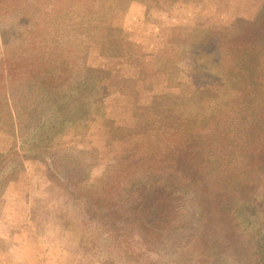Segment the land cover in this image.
<instances>
[{"label": "rangeland", "instance_id": "rangeland-1", "mask_svg": "<svg viewBox=\"0 0 264 264\" xmlns=\"http://www.w3.org/2000/svg\"><path fill=\"white\" fill-rule=\"evenodd\" d=\"M262 13L264 0H0V264H227L229 250L218 233L229 225L222 228L215 210L214 169L185 167L187 174L174 175L177 182L163 169L162 193L170 194L178 180L190 183L192 175L205 199L193 189L160 199L174 207L175 217L166 230L146 236L119 235L120 224L117 233L105 231L84 210V187L96 185L98 193L107 187L114 159L106 154L129 158L136 148L146 156L157 139L166 140L168 127L158 122L164 107L201 93L207 78L225 77L212 70V61L227 60L226 47L218 50L216 42ZM87 77L93 84L84 96L79 88ZM71 89L79 93L71 103L77 121L55 131L50 123L51 134L35 139L46 114L39 108L41 92L53 98L50 93ZM211 91L225 92L220 86ZM229 101L235 127L244 115L238 110L255 102L241 94ZM206 104L181 109L201 113ZM120 128L129 139L111 142ZM68 151L82 166L92 163L90 177L72 194L45 164L49 155ZM139 165L132 169L147 176V164ZM119 175L111 189L120 191ZM256 181L243 207L252 217L264 174Z\"/></svg>", "mask_w": 264, "mask_h": 264}, {"label": "trees", "instance_id": "trees-1", "mask_svg": "<svg viewBox=\"0 0 264 264\" xmlns=\"http://www.w3.org/2000/svg\"><path fill=\"white\" fill-rule=\"evenodd\" d=\"M219 40L221 43L216 42V47L218 50L219 47H226L227 60L213 59L212 64L215 67L212 66V70L222 72L221 76L225 77L220 78L217 75L209 81L207 77H213L210 76L212 73L205 71L208 81L202 85L204 89L201 93L191 91L182 103L164 107L162 115H158V122L168 127L169 136L164 137V141L157 139L156 144L150 146L148 155H139L138 149L135 148L137 143L134 145L135 150L128 153L129 158L113 156L111 152L106 154L114 159L110 181L99 193L96 191L99 189L96 185L84 187V210L90 219L105 226V231L109 233L119 232L121 227L117 224L124 226L121 231L123 233H117L119 235L146 236L152 232H162L170 227L168 219L171 216L174 219L175 215L172 211L174 207L171 205L169 210L168 207L160 205V199L169 198L172 201L173 194L181 189H193L199 193L200 199L205 198L203 190L191 183V173H188L191 175L188 179L190 183L178 180L171 188L170 194L162 193L165 192L166 186L162 183L164 179L161 171L171 169L170 180L176 179L177 182L174 175L180 172L187 174L185 167L193 170L208 167L214 169L215 180L209 188L215 198L218 220L222 228L225 224L229 225L225 228V233H218L226 240L229 250L226 263L264 264V181L258 187L261 199L257 216L252 217L243 209L257 189L256 178L264 174V13L244 22L238 33L223 41ZM89 79H84V89L79 88L80 92H84V96L92 90L90 86L93 81ZM214 80L215 83L218 80L219 82L215 84ZM217 86L225 90L223 97L222 92L216 94L211 91H215ZM50 94L53 98H47L48 94L43 92L40 94L39 108L45 110L46 114L45 118H42L43 121L41 119L35 126V139L45 140L52 131L63 129L67 123L77 121V109L74 110L75 107L71 103L79 93L71 89L63 94ZM240 94L246 102L255 103L240 108L238 111L244 114L242 120L235 127H231L230 121L236 115V110L230 108L229 100L236 101ZM200 96H204L203 100H200ZM204 100L207 102V109L201 113V110L194 113L181 109ZM89 108V104L84 103V126H88L91 121ZM50 123L52 131L47 128ZM123 132L121 128L120 131L116 129L115 135L118 137H113L111 142L119 144L128 140L129 136ZM31 138L34 142L33 136ZM108 148L111 149V144ZM76 158L68 151L49 155L45 160L53 177L58 179L70 194L79 189L78 182L86 181L90 177L92 163L84 162L82 166ZM137 160L140 165L147 164V173L142 172V175L147 176L139 175L141 168L132 169ZM99 164L95 162L94 166ZM117 172L120 173L119 179L122 181L120 191L109 187ZM105 178L107 180V177Z\"/></svg>", "mask_w": 264, "mask_h": 264}]
</instances>
